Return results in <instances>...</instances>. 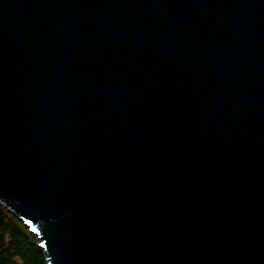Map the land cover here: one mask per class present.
Listing matches in <instances>:
<instances>
[{"label": "water", "instance_id": "water-1", "mask_svg": "<svg viewBox=\"0 0 264 264\" xmlns=\"http://www.w3.org/2000/svg\"><path fill=\"white\" fill-rule=\"evenodd\" d=\"M0 204L47 264H264V0H0Z\"/></svg>", "mask_w": 264, "mask_h": 264}, {"label": "trees", "instance_id": "trees-1", "mask_svg": "<svg viewBox=\"0 0 264 264\" xmlns=\"http://www.w3.org/2000/svg\"><path fill=\"white\" fill-rule=\"evenodd\" d=\"M0 264H47L30 229L0 204Z\"/></svg>", "mask_w": 264, "mask_h": 264}, {"label": "rangeland", "instance_id": "rangeland-1", "mask_svg": "<svg viewBox=\"0 0 264 264\" xmlns=\"http://www.w3.org/2000/svg\"><path fill=\"white\" fill-rule=\"evenodd\" d=\"M3 206V205H2ZM31 231V230H30ZM32 233V232H31ZM34 236V235H33ZM35 237V236H34Z\"/></svg>", "mask_w": 264, "mask_h": 264}]
</instances>
